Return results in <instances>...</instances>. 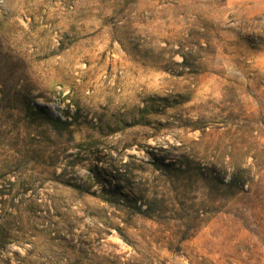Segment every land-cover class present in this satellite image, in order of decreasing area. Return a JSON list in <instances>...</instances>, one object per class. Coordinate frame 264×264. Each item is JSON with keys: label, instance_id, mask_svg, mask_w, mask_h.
<instances>
[{"label": "rangeland", "instance_id": "obj_1", "mask_svg": "<svg viewBox=\"0 0 264 264\" xmlns=\"http://www.w3.org/2000/svg\"><path fill=\"white\" fill-rule=\"evenodd\" d=\"M0 264H264V0H0Z\"/></svg>", "mask_w": 264, "mask_h": 264}]
</instances>
